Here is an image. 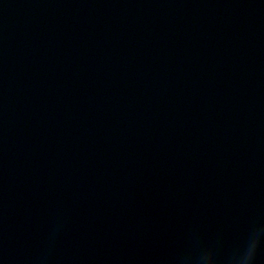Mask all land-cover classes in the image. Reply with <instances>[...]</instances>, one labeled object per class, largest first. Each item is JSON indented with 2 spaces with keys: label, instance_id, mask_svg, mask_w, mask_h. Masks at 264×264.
<instances>
[{
  "label": "water",
  "instance_id": "95a60500",
  "mask_svg": "<svg viewBox=\"0 0 264 264\" xmlns=\"http://www.w3.org/2000/svg\"><path fill=\"white\" fill-rule=\"evenodd\" d=\"M264 264V0H0V264Z\"/></svg>",
  "mask_w": 264,
  "mask_h": 264
},
{
  "label": "clouds",
  "instance_id": "9594fccd",
  "mask_svg": "<svg viewBox=\"0 0 264 264\" xmlns=\"http://www.w3.org/2000/svg\"><path fill=\"white\" fill-rule=\"evenodd\" d=\"M258 243L255 239V235L250 239L247 250L238 254L234 258L235 264H253L255 253L258 250ZM190 264H218V257L213 248H208L194 254L190 258Z\"/></svg>",
  "mask_w": 264,
  "mask_h": 264
}]
</instances>
